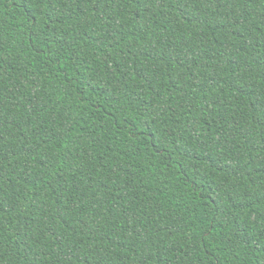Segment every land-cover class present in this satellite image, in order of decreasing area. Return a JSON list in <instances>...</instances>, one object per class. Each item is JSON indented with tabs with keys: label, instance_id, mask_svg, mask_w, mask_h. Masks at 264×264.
<instances>
[{
	"label": "trees",
	"instance_id": "1",
	"mask_svg": "<svg viewBox=\"0 0 264 264\" xmlns=\"http://www.w3.org/2000/svg\"><path fill=\"white\" fill-rule=\"evenodd\" d=\"M0 264H264V0H0Z\"/></svg>",
	"mask_w": 264,
	"mask_h": 264
}]
</instances>
